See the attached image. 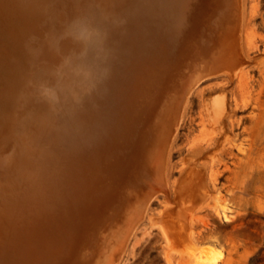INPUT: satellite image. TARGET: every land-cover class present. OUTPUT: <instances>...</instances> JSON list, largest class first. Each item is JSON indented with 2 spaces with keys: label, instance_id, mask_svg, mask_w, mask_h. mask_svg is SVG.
Wrapping results in <instances>:
<instances>
[{
  "label": "rangeland",
  "instance_id": "obj_1",
  "mask_svg": "<svg viewBox=\"0 0 264 264\" xmlns=\"http://www.w3.org/2000/svg\"><path fill=\"white\" fill-rule=\"evenodd\" d=\"M176 1L0 0V264H264V0H234L227 25L204 0L180 40ZM204 63L242 67L201 78ZM136 157L162 187L151 202L125 180ZM189 158L203 206L186 246ZM80 191L91 227L77 238Z\"/></svg>",
  "mask_w": 264,
  "mask_h": 264
},
{
  "label": "water",
  "instance_id": "obj_2",
  "mask_svg": "<svg viewBox=\"0 0 264 264\" xmlns=\"http://www.w3.org/2000/svg\"><path fill=\"white\" fill-rule=\"evenodd\" d=\"M203 1L204 0H188V3L186 4L187 11L184 13L183 16H181V14H179L178 12V8H179V0L178 2L176 1V3H178V5H176V12L174 14H172L171 19L173 20L172 22L175 23V27H176V38L178 40L182 39L183 37L188 35V32L190 31V29L193 27L194 25V18L196 16V14L201 11L203 9ZM237 18V5L234 2V0H221V7L220 10L218 11L216 20L221 23H223V25H227L226 23H229V21H231L232 19H236ZM221 25H219L218 23L212 27L213 29H209L207 30L203 36H202V43L204 45V47L206 49L211 48L217 41V35H218V28ZM216 74L211 73L210 76ZM173 134V129L170 132L169 137L167 138V141L165 144H167L169 142V138H171ZM129 150V149H128ZM127 151V150H126ZM133 152V151H132ZM130 155L132 153H129ZM187 166L191 164V158H189L188 162H187ZM186 170L181 173L178 177V181H177V185L175 187V193H178L181 189V186L183 185V181L185 179L186 176ZM125 180L135 183V185H138V188L140 190V201L141 202H151L153 199L156 198V196L160 193H162V187L159 184V182L157 181L156 177H155V173H154V169L152 167H150L149 164L145 163L144 160H142L141 158H135L134 159V167H133V171L131 173V175H128L127 178H125ZM78 197H80V202L78 203L77 207H73L70 210V212L73 213V216H78L79 219L75 220V223L73 224V233H76L75 236H78L77 238H82V236H84L85 231L89 230V228L91 227L88 223L89 220L86 219L85 213L86 210H88L87 208V204L85 205L86 202H84L83 200V196L81 191L77 192ZM178 201V200H177ZM124 235L126 236V240L124 242V244L118 248V258L121 256L126 243L128 242L129 238L131 237L130 235V230H128V232L126 231L124 233ZM89 241V240H88ZM76 243H77V239H76ZM90 244H93L92 241H90ZM118 247V246H117ZM74 248H77L76 245L74 246Z\"/></svg>",
  "mask_w": 264,
  "mask_h": 264
},
{
  "label": "bare ground",
  "instance_id": "obj_3",
  "mask_svg": "<svg viewBox=\"0 0 264 264\" xmlns=\"http://www.w3.org/2000/svg\"><path fill=\"white\" fill-rule=\"evenodd\" d=\"M198 18V17H197ZM241 27H242V23H241V19L238 18L237 21L235 22L234 26L232 27V29H230L229 32V36H228V42L229 44H231L232 46L237 42L236 39L240 37L241 34ZM241 64H231L228 65L226 67H224L221 64L218 63H214V64H203V67L200 68V70L198 71L200 73V77L204 78L207 77L209 75H211V73L213 72H218V71H223V72H227L229 77H234L236 75L239 74V72L241 71ZM149 73L150 71L147 73L146 75V79L148 80L149 77ZM153 80V78H151ZM151 79H149L148 83V90L149 89H154L155 90H159L158 88H162V90L165 87V81H158V83H151ZM152 87V88H150ZM147 90V89H146ZM160 90V91H162ZM220 102L218 100H215L213 102L212 105V112L213 114L218 113L219 111V104ZM196 166V165H195ZM195 166H193V161H191V164L188 165L186 167V176L185 179L183 181V185L181 186L180 189V193H175V194H180L179 197H176L178 199V201H183L185 204L183 205V207H179L181 210L180 214H182L181 216V221L178 222V231H179V235H180V239L184 238L183 243L186 246H190L191 240L190 237V230H191V222L193 221L195 215L198 213V211L201 210L203 204L201 203L202 198L201 197H194L193 195L196 194L200 189H202L203 187V181L202 179V174L201 172L195 168ZM199 167V166H197ZM176 202V201H175ZM166 213H168V211H166ZM165 211H161V213L159 214V217L156 218L155 222H163L164 220V215H166ZM133 226L129 225L128 230H132Z\"/></svg>",
  "mask_w": 264,
  "mask_h": 264
}]
</instances>
